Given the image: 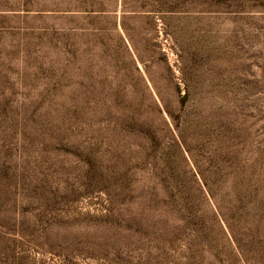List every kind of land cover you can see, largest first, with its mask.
I'll return each mask as SVG.
<instances>
[{"label": "rangeland", "instance_id": "1", "mask_svg": "<svg viewBox=\"0 0 264 264\" xmlns=\"http://www.w3.org/2000/svg\"><path fill=\"white\" fill-rule=\"evenodd\" d=\"M0 264H264V0H0Z\"/></svg>", "mask_w": 264, "mask_h": 264}]
</instances>
